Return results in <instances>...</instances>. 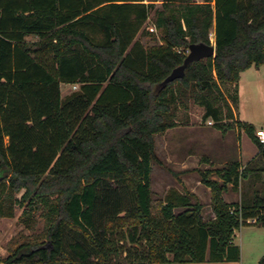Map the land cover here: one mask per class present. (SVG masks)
I'll use <instances>...</instances> for the list:
<instances>
[{
  "label": "trees",
  "instance_id": "16d2710c",
  "mask_svg": "<svg viewBox=\"0 0 264 264\" xmlns=\"http://www.w3.org/2000/svg\"><path fill=\"white\" fill-rule=\"evenodd\" d=\"M157 1L0 0V218L21 207L27 227L36 211L45 221L0 264L237 261L235 231L250 219L264 227V196L223 197L264 173V142L250 123L238 127L257 146L255 161L202 175L215 219L189 196L155 200L152 190L156 136L178 125L182 106L193 100L205 121L233 129L238 91L223 87L264 66V0H163L155 34L144 26ZM213 30L216 56L161 88L191 45L213 44ZM139 35L159 42L145 46ZM62 84L79 89L63 98Z\"/></svg>",
  "mask_w": 264,
  "mask_h": 264
},
{
  "label": "rangeland",
  "instance_id": "374dc122",
  "mask_svg": "<svg viewBox=\"0 0 264 264\" xmlns=\"http://www.w3.org/2000/svg\"><path fill=\"white\" fill-rule=\"evenodd\" d=\"M162 1L158 0L151 11L150 18L144 26L147 32L157 34L154 21L156 11L162 8ZM192 1L200 3L203 0ZM149 3V1L146 2V4ZM137 39L145 46L159 42L158 38L146 35H139ZM211 39L215 43V30L211 34ZM250 80L252 79L250 78ZM78 88L63 85L61 87L63 98ZM223 90L228 96L236 92L232 85L224 86ZM242 98L240 110L239 103L237 106L238 112H242L247 123L254 124L258 129L264 128V67L261 68L260 77L253 78L252 83L247 85V92ZM204 114V108L192 100L187 107L180 108L176 128L156 136L158 161L152 165V189L154 199L163 200L170 188H177L189 196L192 204H200L204 218L209 220L213 216L212 193L211 189L202 182V175L206 171L216 172L225 167L233 161L231 158L238 157L239 150L236 140L237 133L234 131L235 125L232 130L224 133L215 125L209 126L204 119ZM230 123L234 124L235 122L230 121ZM229 132L231 137L227 138L229 141V145H227L225 140H221V137H225ZM241 141L245 157L257 152L256 146L247 135H243ZM260 159L258 162L264 163V157ZM242 166L244 167V164ZM215 172L211 175V179L222 182L218 173ZM262 180L257 185L250 186V175L247 178L244 177L241 192L246 193L247 197L253 198L254 195H257L262 198L264 196L263 175ZM23 192L17 197L21 198ZM22 213L23 208L17 207L14 218H0V260L2 261L10 255V250L16 245L24 241H33L44 232L45 221L41 216V211L34 213L32 228L27 227L24 223ZM70 234L69 239L75 236L73 233Z\"/></svg>",
  "mask_w": 264,
  "mask_h": 264
},
{
  "label": "crops",
  "instance_id": "0c3cea01",
  "mask_svg": "<svg viewBox=\"0 0 264 264\" xmlns=\"http://www.w3.org/2000/svg\"><path fill=\"white\" fill-rule=\"evenodd\" d=\"M200 3H203V1H201ZM25 41L28 42V43L33 44V43L41 42V39L37 35H30V36H27L25 38ZM262 67H264V66H262ZM261 68L257 69L255 67H253V68L249 69L248 71L242 73L238 84L233 86L238 91V97H239V107L238 108H239V110H240V106H241L240 103H241V101L243 99L242 97H243L244 93L247 92V85L252 83L253 78L260 77ZM249 77L252 80H250ZM63 85H71V84H62L61 87ZM71 86L79 87V85H71ZM75 91H77V90H75ZM210 120L211 119H208L207 123H208L209 126H213L214 124H211V125L209 124L210 122H212ZM233 121L235 122L234 124H235V127H236V129L234 131L237 133L236 134V137H237L236 140H237V146H238V150H239V155H238L237 158L236 157L231 158L233 160L231 162L238 161L241 164V171H242L248 164H250L252 161H255V159L257 158V155H258V148L254 144L256 146L257 152H253V153H251L249 155H246V157H245V155H244L245 153L243 151L241 139H242L243 135H247V134L243 130L240 131V129L238 127V122L247 123V121H246L244 115H242V112H238V109L234 110V119H233ZM252 125H254V124H252ZM254 127L256 129V132L264 131V128L258 129V128H256L255 125H254ZM229 137H231V133L230 132L225 137L222 136L221 140H223V141L225 140L226 144L229 145L228 144L229 141L227 139ZM243 164H244V167L242 166ZM262 175L264 176V173H262ZM260 181H263L262 180V176L260 177L259 180H257V179L252 180L249 185L250 186L257 185V183L260 182ZM242 187H243L242 186V182L239 185V187H233L232 185H230L229 190L223 196L225 202H227L228 204L241 203L242 194H243L241 192ZM175 193H178V194H181V195H184V196H188L186 193L178 190L177 188H170L167 191L164 199H166L168 196H171L172 194H175ZM185 210H186V208H184V207H178L175 210V212L177 214H180V213L184 212ZM203 218H204V216H203ZM215 218H216V215H215V213L213 211L212 218L209 219V220H206L204 218V220L205 221H210V220H213ZM232 245L240 248V259L237 260V261L201 262V263H175V264H259L260 260L264 256V227L259 226L258 224H249L248 226L241 227L240 229L235 231V235H234L233 240H232Z\"/></svg>",
  "mask_w": 264,
  "mask_h": 264
},
{
  "label": "water",
  "instance_id": "95a60500",
  "mask_svg": "<svg viewBox=\"0 0 264 264\" xmlns=\"http://www.w3.org/2000/svg\"><path fill=\"white\" fill-rule=\"evenodd\" d=\"M189 50L190 53L185 59L184 64L172 72V74L160 85L161 88L166 87L169 83L177 79L183 78L185 76V71L190 64L216 56V44H193L189 47Z\"/></svg>",
  "mask_w": 264,
  "mask_h": 264
},
{
  "label": "built area",
  "instance_id": "2783aa9c",
  "mask_svg": "<svg viewBox=\"0 0 264 264\" xmlns=\"http://www.w3.org/2000/svg\"><path fill=\"white\" fill-rule=\"evenodd\" d=\"M155 30H156V27H155ZM213 44H214V43H213ZM186 53L189 54V53H190V50L188 49V50L186 51ZM209 124L211 125V124H213V122H210ZM257 133H258V137L260 138V140H261L262 142H264V131H259V132H257ZM232 213H233V210H232ZM257 222H258L257 219H250V220H248V223H249V224H257Z\"/></svg>",
  "mask_w": 264,
  "mask_h": 264
}]
</instances>
